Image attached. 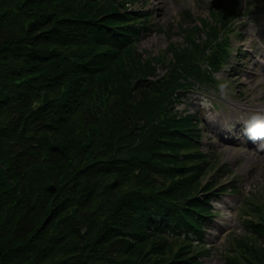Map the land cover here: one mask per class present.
<instances>
[{"label": "trees", "instance_id": "trees-1", "mask_svg": "<svg viewBox=\"0 0 264 264\" xmlns=\"http://www.w3.org/2000/svg\"><path fill=\"white\" fill-rule=\"evenodd\" d=\"M233 2L218 0L213 21L185 11L181 42L148 55L137 45L149 18L135 0H0V264L210 255L212 203L226 190L202 185L215 166L197 119L175 106L217 84ZM244 200L223 264H264V200Z\"/></svg>", "mask_w": 264, "mask_h": 264}, {"label": "rangeland", "instance_id": "rangeland-1", "mask_svg": "<svg viewBox=\"0 0 264 264\" xmlns=\"http://www.w3.org/2000/svg\"><path fill=\"white\" fill-rule=\"evenodd\" d=\"M135 1L134 7L150 16L138 43V49L148 55L161 54L170 41L181 42L176 20L183 10L190 9L200 17H208L212 7L211 0ZM246 1L255 6L254 14L238 22V28L230 29L242 37L230 36L234 53L229 66L224 68L227 71L216 76L220 84L217 90H192L177 108L198 113L202 127L201 151L212 161L217 159L218 168L223 166L219 172L210 170L202 176V184L215 176L219 184H235L244 195L251 190L262 201L264 134L250 135L248 128L259 125L264 132V0H238L239 12L244 10ZM160 27L166 36H172L171 40L158 31ZM245 203L241 194L228 192L213 204L215 217L205 235V248L210 255L201 259L202 264L224 263L233 238L243 231Z\"/></svg>", "mask_w": 264, "mask_h": 264}, {"label": "snow or ice", "instance_id": "snow-or-ice-1", "mask_svg": "<svg viewBox=\"0 0 264 264\" xmlns=\"http://www.w3.org/2000/svg\"><path fill=\"white\" fill-rule=\"evenodd\" d=\"M251 132L254 134V135H261V134H264V132L261 131V127L259 125H254L252 128H251Z\"/></svg>", "mask_w": 264, "mask_h": 264}, {"label": "water", "instance_id": "water-1", "mask_svg": "<svg viewBox=\"0 0 264 264\" xmlns=\"http://www.w3.org/2000/svg\"><path fill=\"white\" fill-rule=\"evenodd\" d=\"M50 150H51L52 152H58V151H59V148L52 146V147L50 148ZM54 190H55V187L52 186V185H50L49 187H47V191H48V192H53Z\"/></svg>", "mask_w": 264, "mask_h": 264}, {"label": "clouds", "instance_id": "clouds-1", "mask_svg": "<svg viewBox=\"0 0 264 264\" xmlns=\"http://www.w3.org/2000/svg\"><path fill=\"white\" fill-rule=\"evenodd\" d=\"M251 128H252V126H250L249 128H248V132H249V134L250 135H252L253 133L251 132ZM253 138H255V136L253 135Z\"/></svg>", "mask_w": 264, "mask_h": 264}]
</instances>
